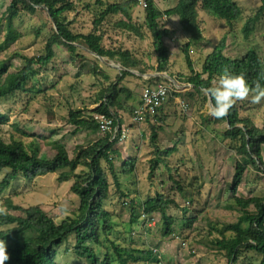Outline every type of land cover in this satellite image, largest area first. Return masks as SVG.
I'll return each instance as SVG.
<instances>
[{
  "label": "rangeland",
  "instance_id": "1",
  "mask_svg": "<svg viewBox=\"0 0 264 264\" xmlns=\"http://www.w3.org/2000/svg\"><path fill=\"white\" fill-rule=\"evenodd\" d=\"M128 1L73 0L76 9L64 14L62 19L74 34L89 35L95 29L94 21L109 4ZM137 1V4H132L130 14L143 38L117 26L120 21L127 20L122 15L109 17L99 28L103 35V48L127 52L138 66L127 69L132 75L119 86L128 90L121 93L118 99L123 110L112 108L113 113L122 117L123 128H129L128 139L120 141L115 147L120 152V157L114 161L119 186L109 166L103 162L110 182L105 209L112 215L113 229L101 236L99 246L91 247L101 261L109 256L112 264H120L115 247L152 251L154 254L151 260L136 263L130 259L128 264H264V255L253 251H244L236 263L231 262L228 252L216 244L222 239L230 240L233 233L227 230L228 226L244 218L239 210L231 208L233 203L230 200L235 167L241 158L233 149L232 142L225 139L229 129L227 123H218L208 115L205 92L197 93L185 80L191 72L183 52V48L191 43L190 57L195 71L201 72L207 56L227 36V57L239 59L255 50L264 60V19L257 24L249 39L244 37L242 31L247 19L260 8L261 0H235L242 9V16L233 23L232 29L226 21L198 7L200 37L197 40L183 31L179 17L161 19L160 23L171 31V35L165 39L170 51V64L165 73L158 72L157 54L146 23V0ZM155 1L161 11L174 8L179 2ZM10 4L11 0L0 2V20L3 21ZM36 10L35 14L21 11L14 23L19 38L8 49L0 50V64L16 54L37 58L45 53L47 41L54 35L56 25L45 8ZM5 37L6 21H3L0 46ZM76 47L77 50L72 53L64 45L55 46V59L47 68L39 71L26 91L0 102V114L7 117V122L0 124V139L7 143L13 139L22 141L30 151L33 143L39 145L40 153L49 159L57 154L53 144L59 142L65 146L69 157L75 159L80 149L105 137L100 132L94 134L83 130L75 133V126L69 122L70 112H81L87 119L94 116V111L104 101L103 95L118 83L126 68L120 58H100L84 42H78ZM23 66L22 59H12L9 73ZM155 84L168 86L172 90L170 98L159 111L157 120L154 123L151 120L144 122L142 129L137 131L134 127L139 125L130 126L132 111L140 104L142 91ZM129 94L131 97L128 99ZM182 105H187V109ZM236 105L242 119H249L257 127L263 126L264 101L260 104L240 101ZM152 126H155L158 134L156 144L160 154L151 141ZM173 147L177 148L173 155L163 153ZM262 155L264 158V147ZM133 159L136 161L135 172L124 173L123 163ZM156 161L158 165L152 173L151 166ZM66 171L69 170L47 174L32 181L21 177L12 182L5 192H0V208L4 210L0 216H24L23 211L9 208V203H12L24 210L38 206L57 225L78 219L81 215L80 199L71 192L75 179L64 183L58 181ZM85 172L84 167H79L75 174ZM8 173L5 170L0 175V184ZM160 195L175 202L167 209V215L174 219L173 233L167 237L163 235V221L158 213L152 218L139 217L136 224L131 223V208L142 216L144 203ZM238 195L246 199L263 198L264 172L249 167ZM65 208L67 211H63ZM250 211L254 212V209ZM193 218H196L195 224L187 229L184 223ZM217 229L224 234H219ZM74 246L75 238L70 237L59 248L56 263L88 264L76 255ZM134 256L140 257L139 254Z\"/></svg>",
  "mask_w": 264,
  "mask_h": 264
},
{
  "label": "trees",
  "instance_id": "2",
  "mask_svg": "<svg viewBox=\"0 0 264 264\" xmlns=\"http://www.w3.org/2000/svg\"><path fill=\"white\" fill-rule=\"evenodd\" d=\"M137 3V0H130L124 3L109 4L99 18L94 21L95 29L93 33L76 35L69 28V24L62 19L64 14L71 13L76 9L73 0H11L4 17L5 20L3 19V21H6V37L4 43L0 46L1 51L8 49L19 38L14 23L22 10L35 14L37 8H45L50 18L55 22L56 29L54 35L47 41L45 53L42 56L27 58L16 54L9 61L0 64V102L18 92L26 91V87L36 78L39 71L47 68L53 62L56 57L55 46L57 45H64L68 51L75 53L77 50L76 44L81 41L86 44L92 53L101 58L111 60L120 58L124 68H136L138 63L131 60L127 52L103 48V35L100 33L99 28L109 17L122 15L127 20L120 21L117 26L143 38L140 30L133 24L130 14L132 4ZM145 3L146 23L153 38L159 73L168 72L170 64V51L165 44V39L171 35V31L160 23L161 19L164 17H179L183 31L191 35L193 40H197L200 37L197 22L198 7L226 21L231 29L233 23L242 16V9L235 0H179L176 7L167 11L159 10L155 0H146ZM263 19L264 0H261L260 8L254 16L247 19L242 30L246 39L250 38L257 24ZM3 21L0 20V28ZM227 39V36L224 37L215 46L213 52L207 56L201 72L195 71L190 57L192 44L188 43L183 48L187 66L191 72V75L185 80L197 93L202 94L205 92V89L211 86L213 79L222 74L225 69L231 73H243L250 85L256 80L264 85V60L260 54L255 50H251L242 58L231 59L225 55ZM16 58L22 59L24 66L14 73H9L12 68V59ZM131 75L128 70L121 73L118 83L113 84L103 95L102 99L104 101L94 111V116H91V118L83 117L81 112H70L69 122L75 126V133L83 130L94 134L101 133L100 126L95 120L97 116L101 115L114 119L115 125L118 122L122 124V117L113 113L112 108L118 107L123 110V106L118 99L121 93L128 92V90L119 88V86L126 77ZM130 97L131 94L127 98ZM206 100L208 101L207 95ZM158 113L159 111L154 117H147L146 122L148 123L151 120L154 123L157 120ZM216 121L227 123L229 129L225 133V139L232 142L233 149L237 151L241 158L235 167V174L230 187V200L233 203L231 208L239 210L244 218L241 222L228 226L227 230L233 233L230 240L222 239L216 243L219 248L228 252L231 262L236 263L244 251H253L264 255V197L246 199L238 195L239 187L242 185L249 167L264 172V158L262 155L264 124L260 128L249 119H242L237 105L230 110L227 117L216 119ZM6 122L7 117L0 114V124ZM130 126L133 127L134 125L131 124ZM103 135L105 136L103 139L87 148L80 149L75 159L69 157L65 146L59 142L53 144L57 154L49 159L40 153L39 145L33 143L30 151L22 141L13 139L10 143H7L0 139V175L5 170L9 171L0 184V192L7 190L12 182L21 177L32 181L47 174L69 170L63 172L58 181L64 183L72 178L75 179L71 192L79 197L81 211L78 219L64 221L57 225L38 206L24 210L9 203L11 210H21L24 216L16 217L10 214L0 216V239L5 240L10 255V259L6 264H57L58 250L70 237L75 238L74 252L78 257L85 259L88 264H112L109 256L101 261L91 247L92 245L99 246L101 236L113 229L112 215L105 209V203L110 195V182L103 167V162L109 166L115 183L118 186L120 185L114 161L117 157H120V152L115 147L120 142L121 133L119 132L118 138L115 140L112 139L111 134ZM157 140V131L155 126H152L151 141L155 145L156 152L160 154L161 152L156 144ZM176 151L177 148L173 147L163 153L171 156ZM135 164V159L124 162L123 172L133 174ZM157 165L158 162L156 161L151 166L152 173ZM79 167H84L86 172L76 175L75 173ZM172 205H175L173 200L165 199L161 195L154 199H148L143 205L142 216L136 214L135 209L131 208V223L136 224L139 217L152 218L158 213L163 221V235L165 237L171 236L174 219L167 215V209ZM251 208L254 209V212L250 211ZM195 222L196 218L189 219L184 225L187 229H190ZM244 224H247V226H243ZM9 227L12 228L9 229ZM217 232L224 234L219 229H217ZM115 252L120 264H128L130 259H133L136 263L141 260H151L150 258L154 255L152 251L129 250L118 247H115ZM135 254H139L140 257H135Z\"/></svg>",
  "mask_w": 264,
  "mask_h": 264
},
{
  "label": "clouds",
  "instance_id": "3",
  "mask_svg": "<svg viewBox=\"0 0 264 264\" xmlns=\"http://www.w3.org/2000/svg\"><path fill=\"white\" fill-rule=\"evenodd\" d=\"M205 94L208 96V115L219 120L227 117L237 102L260 104L264 101V85L259 80L250 85L243 73H231L225 69L213 79L211 86L205 89ZM3 212L0 208V214ZM9 259L6 242L0 239V264H6Z\"/></svg>",
  "mask_w": 264,
  "mask_h": 264
},
{
  "label": "built area",
  "instance_id": "4",
  "mask_svg": "<svg viewBox=\"0 0 264 264\" xmlns=\"http://www.w3.org/2000/svg\"><path fill=\"white\" fill-rule=\"evenodd\" d=\"M146 8V3L144 2ZM170 88L164 84H158L146 87L141 93L140 104L134 110L131 117L132 125H141L146 122L147 117H154L158 111H160L165 103L168 101L171 95ZM184 109H187V105H182ZM100 126L102 134H111L113 140L118 138L119 132L121 133L120 141L124 142L128 139L129 128L124 129L123 125L119 122L115 125V120L108 118L104 115L97 116L95 118ZM143 219H147L143 216ZM157 253V252H156Z\"/></svg>",
  "mask_w": 264,
  "mask_h": 264
},
{
  "label": "crops",
  "instance_id": "5",
  "mask_svg": "<svg viewBox=\"0 0 264 264\" xmlns=\"http://www.w3.org/2000/svg\"><path fill=\"white\" fill-rule=\"evenodd\" d=\"M137 131H140L141 129H142V126L141 125H139V127L138 126H135L134 127ZM140 128V129H139Z\"/></svg>",
  "mask_w": 264,
  "mask_h": 264
},
{
  "label": "water",
  "instance_id": "6",
  "mask_svg": "<svg viewBox=\"0 0 264 264\" xmlns=\"http://www.w3.org/2000/svg\"><path fill=\"white\" fill-rule=\"evenodd\" d=\"M43 8V7H42ZM125 71L127 70V69H124ZM131 72V71H130Z\"/></svg>",
  "mask_w": 264,
  "mask_h": 264
},
{
  "label": "bare ground",
  "instance_id": "7",
  "mask_svg": "<svg viewBox=\"0 0 264 264\" xmlns=\"http://www.w3.org/2000/svg\"><path fill=\"white\" fill-rule=\"evenodd\" d=\"M101 58V57H100Z\"/></svg>",
  "mask_w": 264,
  "mask_h": 264
}]
</instances>
